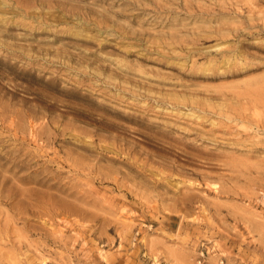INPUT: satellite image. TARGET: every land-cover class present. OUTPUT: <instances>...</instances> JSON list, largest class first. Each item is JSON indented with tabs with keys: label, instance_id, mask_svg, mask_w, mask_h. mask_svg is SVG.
<instances>
[{
	"label": "rangeland",
	"instance_id": "rangeland-1",
	"mask_svg": "<svg viewBox=\"0 0 264 264\" xmlns=\"http://www.w3.org/2000/svg\"><path fill=\"white\" fill-rule=\"evenodd\" d=\"M0 264H264V0H0Z\"/></svg>",
	"mask_w": 264,
	"mask_h": 264
}]
</instances>
